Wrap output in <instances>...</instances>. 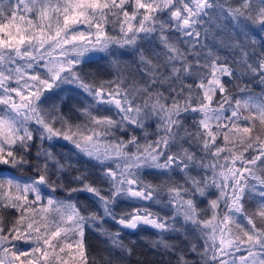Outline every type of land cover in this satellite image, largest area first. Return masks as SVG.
I'll return each instance as SVG.
<instances>
[{
  "label": "snow or ice",
  "instance_id": "6c2138e0",
  "mask_svg": "<svg viewBox=\"0 0 264 264\" xmlns=\"http://www.w3.org/2000/svg\"><path fill=\"white\" fill-rule=\"evenodd\" d=\"M87 229L264 264V0H0V264H98Z\"/></svg>",
  "mask_w": 264,
  "mask_h": 264
},
{
  "label": "trees",
  "instance_id": "16d2710c",
  "mask_svg": "<svg viewBox=\"0 0 264 264\" xmlns=\"http://www.w3.org/2000/svg\"><path fill=\"white\" fill-rule=\"evenodd\" d=\"M229 2L235 5L237 0H229ZM225 6L227 7V4H225ZM217 25L219 27H217ZM208 26L214 36V39L210 37L208 42L210 44L215 43L219 47L221 54L230 55L228 48L221 45L231 43L239 29L222 17L214 19L212 24ZM138 62V58L136 57H125L124 61L121 62L120 72L126 77L128 82L132 80L142 82L144 70L137 69ZM253 90L258 92L259 88L254 86ZM59 144L57 145L56 151L60 149ZM177 179H179V177H177ZM81 199L84 198L81 197ZM201 206L203 207L205 205L201 204ZM103 226L110 231H114L117 227L109 220H105ZM153 231L154 230L150 229L144 231L137 230L135 233H130L125 230L122 233L120 239L125 247L131 248V254H126L121 249L114 248L105 236H102L94 229L86 230L85 242L89 249V254L97 257L98 264H104L101 257L110 260L112 264H176L175 255H166L162 251L152 247V241L157 238L153 235ZM172 241L176 242L179 247L185 249V254L190 261L196 259L193 254L187 252L186 242H181L179 238L174 235L170 237V242ZM199 243L201 244L202 240Z\"/></svg>",
  "mask_w": 264,
  "mask_h": 264
},
{
  "label": "rangeland",
  "instance_id": "374dc122",
  "mask_svg": "<svg viewBox=\"0 0 264 264\" xmlns=\"http://www.w3.org/2000/svg\"><path fill=\"white\" fill-rule=\"evenodd\" d=\"M225 7H226V6H225ZM63 144H64V142L61 141L60 144H59V146H60V145H63ZM59 148H60V149H58V152L61 150V147H59ZM62 150H63L64 152H67V151H68V147L65 146V147H63ZM199 242H200V241H198L197 243L200 244ZM201 244H202V243H201ZM194 257H195V256H194Z\"/></svg>",
  "mask_w": 264,
  "mask_h": 264
}]
</instances>
